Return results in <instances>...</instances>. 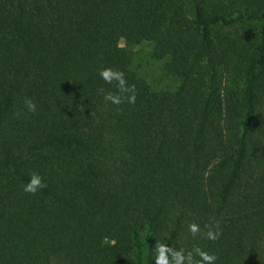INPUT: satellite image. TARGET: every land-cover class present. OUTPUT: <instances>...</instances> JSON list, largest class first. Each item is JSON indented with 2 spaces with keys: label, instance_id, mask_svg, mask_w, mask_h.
<instances>
[{
  "label": "trees",
  "instance_id": "16d2710c",
  "mask_svg": "<svg viewBox=\"0 0 264 264\" xmlns=\"http://www.w3.org/2000/svg\"><path fill=\"white\" fill-rule=\"evenodd\" d=\"M157 240L264 264V0H0V264H152Z\"/></svg>",
  "mask_w": 264,
  "mask_h": 264
},
{
  "label": "clouds",
  "instance_id": "9594fccd",
  "mask_svg": "<svg viewBox=\"0 0 264 264\" xmlns=\"http://www.w3.org/2000/svg\"><path fill=\"white\" fill-rule=\"evenodd\" d=\"M123 41V37L118 38L116 47H123ZM98 76L105 84L114 85L116 89L115 93L109 91L103 94L102 99L105 103H110L115 106L121 105L124 102H127L129 105L135 103L136 87L134 84L127 83L123 71L111 67H104L99 70ZM101 92H103V89H101ZM24 105L28 112L36 111V104L31 98L26 97ZM45 186L41 176L36 173H31L28 183L22 185V190L29 194H36L39 189H43ZM213 228L215 231H213ZM187 231L189 235L195 237L201 230L198 224L192 222L187 225ZM220 235L219 222H215L207 232L203 233V236L210 241L217 240ZM105 242L111 245H115L116 243L115 239ZM152 251V264H215L217 260L215 254H209L199 247H194L191 251H185L184 248H174L159 240L156 241Z\"/></svg>",
  "mask_w": 264,
  "mask_h": 264
},
{
  "label": "rangeland",
  "instance_id": "374dc122",
  "mask_svg": "<svg viewBox=\"0 0 264 264\" xmlns=\"http://www.w3.org/2000/svg\"><path fill=\"white\" fill-rule=\"evenodd\" d=\"M122 48L133 53V67L138 74L146 79L153 90H166L174 86V82L165 77L161 71L163 62L155 60L150 56L151 47L147 43L130 45L123 42ZM141 238L147 236L146 231L140 232Z\"/></svg>",
  "mask_w": 264,
  "mask_h": 264
}]
</instances>
